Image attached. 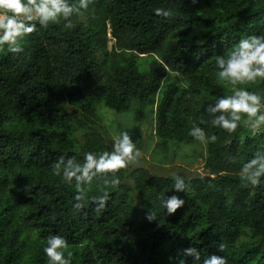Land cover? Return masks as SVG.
<instances>
[{
  "label": "trees",
  "instance_id": "16d2710c",
  "mask_svg": "<svg viewBox=\"0 0 264 264\" xmlns=\"http://www.w3.org/2000/svg\"><path fill=\"white\" fill-rule=\"evenodd\" d=\"M157 7L173 16H157ZM71 19V30L38 26L23 52L0 49V264H48L43 248L53 234L67 239L72 264H175L188 247L201 261L217 254L228 264H264V183L245 186L239 176L264 151V134L211 126L204 96L222 94L215 56L242 35L264 33V0H91ZM109 35L113 50H105ZM142 56H151L146 68ZM169 74L177 76L165 84ZM134 103L149 110L164 144L199 143L189 134L194 123L216 134L204 172L176 192L172 173L121 169L105 210L89 203L76 211L74 182L53 175L54 164L109 151L97 106L120 115ZM99 184L86 186L89 196ZM171 195L185 204L162 214L160 199ZM149 211L157 219L149 222Z\"/></svg>",
  "mask_w": 264,
  "mask_h": 264
},
{
  "label": "clouds",
  "instance_id": "9594fccd",
  "mask_svg": "<svg viewBox=\"0 0 264 264\" xmlns=\"http://www.w3.org/2000/svg\"><path fill=\"white\" fill-rule=\"evenodd\" d=\"M90 3L91 0H0V49L6 48L11 53L23 52L24 38L35 32L38 26L47 28L63 22V27L71 30L75 27L71 17L88 8ZM153 11L160 17L173 16L168 8L157 7ZM215 69L217 83L223 88L222 94L204 93L210 125L228 133H235L238 128L247 125L251 135L264 129V93L251 88L264 82V33L242 35L231 50L215 56ZM130 127L114 135L109 151H87L82 161L76 155H61L54 164L53 175L62 177L68 184L74 182L76 195L72 207L76 211L89 203L94 205L97 214L105 210L110 198L109 186L115 189L121 183L116 173L127 169L142 156L136 142L126 131ZM189 134L204 145L215 143L218 138L195 123ZM239 176L245 186L256 187L264 183V151L258 150L253 158L244 162ZM97 178L102 181L98 185L100 194L89 196L86 186ZM171 179L176 192L188 191L191 177L173 172ZM184 204L185 200L177 195L160 199V207L164 210L162 214L166 215L174 214ZM146 219L151 222L157 218L153 211H149ZM223 247L222 244L218 246L220 251ZM43 252L48 257V264H72L73 252L68 250V241L63 235H49ZM188 256L192 257L194 264H228L226 256L217 254L208 255L201 261V251L196 247L185 248L175 264H187Z\"/></svg>",
  "mask_w": 264,
  "mask_h": 264
},
{
  "label": "rangeland",
  "instance_id": "374dc122",
  "mask_svg": "<svg viewBox=\"0 0 264 264\" xmlns=\"http://www.w3.org/2000/svg\"><path fill=\"white\" fill-rule=\"evenodd\" d=\"M82 21L86 23L87 20L85 16L82 17ZM202 30L203 26L199 24L198 30H195L194 33H198ZM109 37V48L107 47L105 50H113L112 45L115 40L111 35H109ZM60 49L61 48H57L56 51ZM116 50V54L120 56L122 49L117 47ZM150 57L151 56H142L138 58L143 68L148 66L151 61ZM176 76L177 74H169L165 84L175 80ZM251 88L255 91L264 93V82L252 85ZM133 108H135V110L132 112L119 115L106 108L103 104L97 106V113L102 120L101 125L106 130L109 150H111L114 135L118 134L124 128L131 126L127 128L126 131L129 132L133 142H136L137 147L141 150L142 156L137 162L129 165L128 169L145 167L153 173L175 172L189 177H194L196 173L204 172V164L208 154L207 144L204 145L200 142L195 144H175L167 142L164 144L152 130L153 118L150 116L149 110H142L137 103H134ZM243 127L250 132L249 126L246 125ZM256 134H264V129L258 130ZM244 135L242 134V139ZM77 136L81 141L84 140L82 132L79 131Z\"/></svg>",
  "mask_w": 264,
  "mask_h": 264
}]
</instances>
